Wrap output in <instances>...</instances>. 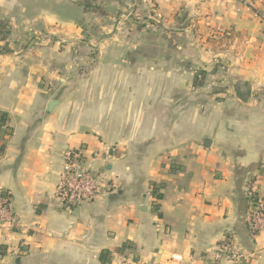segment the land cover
<instances>
[{
	"label": "crops",
	"instance_id": "1",
	"mask_svg": "<svg viewBox=\"0 0 264 264\" xmlns=\"http://www.w3.org/2000/svg\"><path fill=\"white\" fill-rule=\"evenodd\" d=\"M97 4L106 18L76 0H0L11 30L0 39V111L13 129L0 189L20 223L0 225V264H207L230 233L246 254L239 264H264L246 192L255 182L264 200V0ZM86 21L104 37L84 41ZM213 64L222 67L210 74ZM75 148L108 187L69 212L55 193Z\"/></svg>",
	"mask_w": 264,
	"mask_h": 264
},
{
	"label": "built area",
	"instance_id": "2",
	"mask_svg": "<svg viewBox=\"0 0 264 264\" xmlns=\"http://www.w3.org/2000/svg\"><path fill=\"white\" fill-rule=\"evenodd\" d=\"M114 151L111 147L107 152ZM99 157V154L95 155ZM108 187L104 177L95 170L87 167L83 149H68L63 155V165L55 197L59 205L72 212L80 209L86 203L93 202L104 189ZM249 200L248 224L253 236L264 231V200L260 197L257 184L249 182L246 187ZM0 189V225L14 229L20 226L13 213L11 198ZM246 257L233 233L228 234L213 250L206 252L202 260L207 264H239ZM182 264L183 257L173 255L167 264ZM123 264H146L140 261Z\"/></svg>",
	"mask_w": 264,
	"mask_h": 264
},
{
	"label": "rangeland",
	"instance_id": "3",
	"mask_svg": "<svg viewBox=\"0 0 264 264\" xmlns=\"http://www.w3.org/2000/svg\"><path fill=\"white\" fill-rule=\"evenodd\" d=\"M98 3V0H76V5H78L79 7H82L84 11H87L85 10V7L84 5H91L93 7H100L101 11H92V10H89L88 12H90L91 14H93V19H103V18H106L108 16V13H107V9L105 7H103V5H99L97 4ZM104 11V12H103ZM119 15V14H118ZM117 15V16H118ZM128 16V15H127ZM129 18H132V22H137V17H134V16H129ZM123 19H126L125 17H123ZM10 33H11V30L9 28V22L7 20H0V39L1 40H6V38H8L10 36ZM135 34V33H134ZM145 38H148V39H153V38H172V39H185L184 36H180V37H177L175 35H170V34H167V33H162V32H159V34H157L156 32H151V31H147L145 32ZM104 37V33H99L98 32V29L96 27V22L93 23V21H86L85 23V29H84V36L82 39H84V41L88 42V41H91V40H99L101 38ZM133 38H136L133 37ZM221 39L218 38V40H216V42H220ZM223 43L220 44V46L217 47V49H223L221 48ZM215 52V51H214ZM78 56L79 58L82 56V53L80 54V52H78ZM89 56H92V51L90 50V54H88ZM87 56V55H86ZM78 61H81L78 60ZM213 64V69L211 70V73H214L216 72V70H218V66L222 67L221 64H217L215 65ZM221 67H220V70H221ZM77 68H80L81 70H85V68H83V65L80 64V62H77ZM207 68V66L205 67ZM201 71H205L207 74L208 72L206 71V69L204 70L203 68H200V69H197L196 70V73H200ZM207 77V76H206Z\"/></svg>",
	"mask_w": 264,
	"mask_h": 264
},
{
	"label": "trees",
	"instance_id": "4",
	"mask_svg": "<svg viewBox=\"0 0 264 264\" xmlns=\"http://www.w3.org/2000/svg\"><path fill=\"white\" fill-rule=\"evenodd\" d=\"M85 10L89 11H101L100 7H93L89 5H84ZM104 12V11H103ZM207 76V73L205 71H201L198 73L194 79V87L200 88L204 85V80ZM13 134V129L9 124V115L7 113L0 111V154L3 155L6 150V140L8 137H10ZM163 184H152V192L153 196L156 200L161 201L164 198V195L161 193V190L164 189ZM4 196H7L6 193H4ZM157 210L159 209V205L156 206ZM133 249V245L131 243H126L123 245V247L119 250L120 253H124L126 250ZM110 253L108 251H104L100 255V259L102 262H107L109 258Z\"/></svg>",
	"mask_w": 264,
	"mask_h": 264
},
{
	"label": "water",
	"instance_id": "5",
	"mask_svg": "<svg viewBox=\"0 0 264 264\" xmlns=\"http://www.w3.org/2000/svg\"><path fill=\"white\" fill-rule=\"evenodd\" d=\"M55 104H56L55 102L50 103L49 109L51 110Z\"/></svg>",
	"mask_w": 264,
	"mask_h": 264
}]
</instances>
